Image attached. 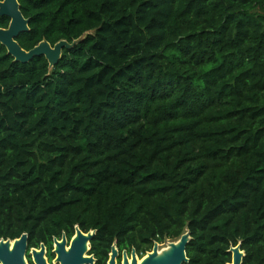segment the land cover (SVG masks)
<instances>
[{
	"label": "trees",
	"instance_id": "obj_1",
	"mask_svg": "<svg viewBox=\"0 0 264 264\" xmlns=\"http://www.w3.org/2000/svg\"><path fill=\"white\" fill-rule=\"evenodd\" d=\"M18 2L24 50L85 37L52 69L0 43V239L264 264V0Z\"/></svg>",
	"mask_w": 264,
	"mask_h": 264
},
{
	"label": "water",
	"instance_id": "obj_2",
	"mask_svg": "<svg viewBox=\"0 0 264 264\" xmlns=\"http://www.w3.org/2000/svg\"><path fill=\"white\" fill-rule=\"evenodd\" d=\"M0 17H7L10 19V24L7 29L0 28V43L6 47L8 55L14 58L15 62L22 64L30 63L35 57L44 56L49 63V68H54L62 58L64 49H71L76 44L81 42L85 35L77 41L70 44L68 41H60L52 46L48 41L44 40L30 51L24 50L18 43L17 38L21 33L30 30V21L24 17L20 9L18 0H3L0 1ZM96 231H91L87 234L76 227V235L72 240L70 249H66L67 239L63 238L62 242L56 241L58 261L61 264H93L92 257H86L88 252V245L94 238ZM28 234H23L20 238L12 241L0 240V263L1 264H27L25 261V254L28 250ZM192 237L189 231L183 234L176 241H167V248L160 254L158 246H155L154 252L141 264H184L189 262L187 257V245ZM13 244V246H12ZM45 248L38 252L33 250V257L37 264H46L43 254ZM231 264H243L245 252L242 250V244L232 247ZM117 254L116 248H113V257L110 264H115V256ZM124 264H129L128 259L125 258ZM132 264H138L135 252L133 253Z\"/></svg>",
	"mask_w": 264,
	"mask_h": 264
},
{
	"label": "flooded vegetation",
	"instance_id": "obj_3",
	"mask_svg": "<svg viewBox=\"0 0 264 264\" xmlns=\"http://www.w3.org/2000/svg\"><path fill=\"white\" fill-rule=\"evenodd\" d=\"M85 234H87V233H85ZM75 235H76V230H75L74 235L70 238H68V236L66 234H63L60 239L57 237H54L53 242L51 244H47L45 242H42V243H40V245L37 248L36 247H33V248L29 247V238H28V250L25 254L26 263L27 264H37L36 261L34 260L32 251L37 250L38 252H40L42 250V246H43L45 248V252L43 254V257H44L46 264H61V262L58 261L59 255L56 252L57 251L56 241L61 243L63 238L66 237V239H67L66 249L69 250L71 243H72V240L75 237ZM28 237H29V235H28ZM0 240H2V238ZM12 241H14V240H12ZM165 244L166 243H159L156 241V242H154V245L150 250H147L146 252H142V251L139 252L136 247L120 248L117 243H114L103 264H110L112 257H113V248H116V250H117V254L115 256V264H124L125 258L128 259L129 264H132L134 252L136 254L138 264H141L149 256V254H152L154 252L155 246H158V251L161 254L163 252V250L167 248V246H165ZM12 246H13V244H12ZM86 257H92L94 259L93 264H99L98 257L96 256L95 253H92V240L88 245V252L86 253ZM231 263H232V259H231V262H228L227 264H231ZM184 264H190V259H189L188 263H184Z\"/></svg>",
	"mask_w": 264,
	"mask_h": 264
},
{
	"label": "rangeland",
	"instance_id": "obj_4",
	"mask_svg": "<svg viewBox=\"0 0 264 264\" xmlns=\"http://www.w3.org/2000/svg\"><path fill=\"white\" fill-rule=\"evenodd\" d=\"M165 246H167V244H165Z\"/></svg>",
	"mask_w": 264,
	"mask_h": 264
}]
</instances>
